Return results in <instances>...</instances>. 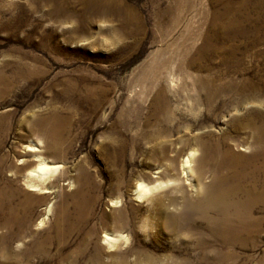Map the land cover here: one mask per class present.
Segmentation results:
<instances>
[{
	"label": "rangeland",
	"instance_id": "rangeland-1",
	"mask_svg": "<svg viewBox=\"0 0 264 264\" xmlns=\"http://www.w3.org/2000/svg\"><path fill=\"white\" fill-rule=\"evenodd\" d=\"M257 2L0 0V191L23 200L20 154L29 146L62 167L48 184L51 194H33L39 201L28 208V247L14 243V250L26 253L44 240V257L31 264H147L149 255L174 257L172 264H264V226L228 246L185 207L198 200L192 191L169 188L149 203L133 191L139 178L150 181L175 158L170 147L167 157L155 152L156 130L192 121L193 133L223 128L245 158L260 151L256 130L245 126L249 117L260 125L254 114L264 118V9ZM230 14L241 23L224 28ZM222 70L243 85L240 97L226 91L210 110L195 80ZM160 94L167 103L158 109ZM158 197L175 199L168 205L175 226ZM116 230L130 239L110 252L104 236Z\"/></svg>",
	"mask_w": 264,
	"mask_h": 264
},
{
	"label": "bare ground",
	"instance_id": "bare-ground-1",
	"mask_svg": "<svg viewBox=\"0 0 264 264\" xmlns=\"http://www.w3.org/2000/svg\"><path fill=\"white\" fill-rule=\"evenodd\" d=\"M232 1L228 0V3ZM257 3L264 9V0H258ZM231 15L233 14L228 15L224 28L240 25L241 22ZM260 21L264 23L263 20ZM245 85L248 86V82ZM242 86H237L234 76L223 70L198 75L195 80V88L202 94L210 110L216 109L219 96L226 91L235 90L240 97ZM157 100L158 109L167 103L163 94H160ZM250 100L247 98L241 101L240 98L238 103H248ZM200 109V102L196 101V108H190L189 112L196 116V111ZM254 117L260 119V125L257 126L254 119L249 117L246 118L245 126L256 130L254 145L259 147L260 151L248 158L236 151V141L223 128L193 133L195 123L191 121L182 130L178 126L156 130L152 134V139L158 140L155 152L167 157L170 147L176 155L175 158L171 155L165 165H159L155 173L159 175L153 176L150 181L146 182L145 177L137 180L133 190L136 201L149 203L154 201L158 193L169 188L182 192L192 191L198 200L186 203L185 207L197 213L198 220L205 222L212 235L221 239L223 244L233 247L246 238L259 234L264 226V209L261 214L257 213L259 206L264 208V118L262 114H254ZM237 125H240V122L233 119L232 126ZM178 132L184 133L176 139H168L172 133ZM243 149L241 151H244ZM20 159L21 168L25 170L22 179L27 187L23 200L16 204V191H0V264H31L35 256L44 257V240L38 241L34 249L26 253L17 252L11 245L17 243V248L27 249L28 208L32 202H38L44 199V195L53 192L52 186L48 187V184L62 168L60 165L50 164L36 146H29L20 154ZM178 163L180 173L177 172ZM1 166L0 164V172ZM164 177L169 178L163 181ZM208 177H211L210 181H207ZM33 194L41 195L42 198H33ZM155 201L175 226L176 216L168 210V205L173 204L175 199H170L167 203L158 197ZM44 222L43 218L38 226L43 228ZM125 233L119 230L105 233L104 244L110 252L118 251L129 242V235ZM5 246L9 248L7 252H3ZM231 255L232 253H228L225 256ZM147 258V264L176 262L171 256L158 259L149 255Z\"/></svg>",
	"mask_w": 264,
	"mask_h": 264
}]
</instances>
